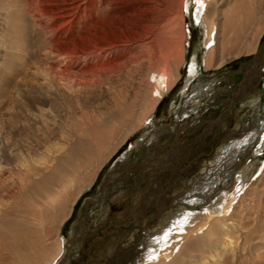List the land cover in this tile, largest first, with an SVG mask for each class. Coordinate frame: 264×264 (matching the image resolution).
I'll use <instances>...</instances> for the list:
<instances>
[{"label":"bare ground","instance_id":"1","mask_svg":"<svg viewBox=\"0 0 264 264\" xmlns=\"http://www.w3.org/2000/svg\"><path fill=\"white\" fill-rule=\"evenodd\" d=\"M162 2L0 0V78L4 71L13 69L18 57L22 59L25 29L37 28L35 39L41 41L43 52L34 57L48 60L41 68L36 63L28 68H37L44 74L38 87L41 99L47 96L44 89H51L46 82L49 79L58 78L71 87L104 85L123 69L129 71L144 60L151 64L141 84L151 104L140 115L133 105H125L127 94H116L114 91L118 89L107 83L109 93L115 94L116 112L106 119L87 120L71 131L60 130L56 135L42 138L36 133L34 137L14 139L8 129L11 125L8 117H0V264H61L65 248L60 230L77 200L93 185L102 167L154 117L166 94L182 79L187 35L183 26L185 13L194 25L203 28L205 69L217 70L228 60L251 56V65L240 82L228 88L225 93L228 97H216L217 102L227 109L242 99L246 98L249 104L264 95L263 90L262 94L247 96L254 83L259 82L260 88L263 84L264 0H175L172 17L180 14L182 37L179 45L170 47L165 54L159 51L156 30L157 7ZM223 30L227 33L223 34ZM232 43L239 46L230 48ZM157 61L160 66L156 68L158 71H153ZM185 69L187 79L180 90L185 98L189 97V106L184 114L187 120H195L198 113L189 115V110L212 104L214 96L209 92L215 85L200 82L191 93L189 89L198 73L197 59L187 63ZM239 108L225 110L213 123L221 125L227 117L235 116ZM31 119L41 121L46 129L44 133L54 125L46 109L31 114ZM255 121V127L264 131L262 119ZM251 138L248 134L237 135L236 142L227 147L229 154L222 160L229 161L235 152H241ZM239 145L240 150L236 149ZM169 153L171 156L163 158L164 163L174 160L178 149L172 148ZM126 160L127 157L121 158L119 163L125 165ZM134 171L133 165L126 174ZM238 178L242 182L240 195L235 192L220 196L214 204L201 209L183 208L169 226L144 234L128 264H264V165L247 187H243L242 173ZM122 186L118 185L117 192L122 193ZM202 186L194 193L179 194L176 200L195 196L198 198L190 204L198 205L197 200L206 195ZM166 192L164 186L157 190L159 210L166 202Z\"/></svg>","mask_w":264,"mask_h":264},{"label":"rangeland","instance_id":"2","mask_svg":"<svg viewBox=\"0 0 264 264\" xmlns=\"http://www.w3.org/2000/svg\"><path fill=\"white\" fill-rule=\"evenodd\" d=\"M162 1L157 7L159 22L156 30L159 51L165 54L170 47L179 45L182 23L179 24L180 14L173 15L178 22L172 17L175 0ZM184 19L183 26L186 27L187 35L184 65L181 69L182 79L168 95L166 94L151 122L148 121L145 127L129 138L102 167L93 185L77 200L71 216L60 230L65 248L60 257L61 264H124L133 257L137 243L144 239V234L169 226L172 218L183 208L201 209L214 204L220 196L235 192L240 195L242 182L238 178L239 174L242 173L245 188L257 178L259 169L264 165V131L261 132L255 127L256 118H261L264 123V95L249 104L246 98L242 99L227 109L216 100V97H228L225 94L228 88H234L240 82L251 65V56L242 55L228 60L217 70L205 69L203 28L194 25L188 13H185ZM37 32L35 27L25 29L22 59L18 57L13 63V69L4 71L0 78V117H8L11 123L8 129L14 139L34 137L36 133L41 138L56 135L60 130H74L83 122L95 117H111L116 112L113 97L115 94L109 93L107 83L118 89L114 91L116 94H127L125 105H133L137 115L149 109L150 96L145 97L144 87H141L145 72L151 65L147 60L131 67L129 71L123 69L118 74L119 77L113 76L104 85L71 87L69 83L58 78L49 79L46 82L51 89H44L47 99H41L38 87L43 82L44 74L37 71V68L47 64L48 59H43L42 56L38 59L36 55L34 57V54L43 52L41 41L35 39ZM226 33L223 30V34ZM232 44L230 48L239 46L237 43L233 46ZM194 58L198 61V73L189 91L194 92V87L200 82H213L214 84H211L215 85V89L209 93L214 96V100L210 105L206 101L202 102L201 104H206L198 110L190 109L188 114L198 113L197 119L187 120L184 109L189 106V97L185 98L180 88L187 79L186 64ZM157 62L152 68L153 71H158L156 68H159L160 64ZM34 63L37 68L29 70L28 67ZM254 85L247 96L262 94L264 76L262 88L259 82ZM146 100H149V103ZM261 100L263 101L260 104ZM235 106H240L235 116L227 117L221 125L213 123V120L219 118V114L225 113V110L229 112ZM43 109L48 111L49 120H52L50 123L54 122L48 133L43 132L46 129L40 120L36 122L31 119V114H39ZM241 134L252 135V141H246L241 152H232L230 155L234 156L229 161H223L224 155L229 154L227 147L236 142L237 135L242 136ZM244 139L243 137L242 140ZM172 148L178 149V156L174 154V160L164 163L163 158L165 160L171 156L169 152ZM237 148L239 149L240 145ZM126 157V164H120L121 158ZM133 165L135 171L127 175V170ZM203 176L206 178L204 177L202 182ZM118 185H123L122 193L117 192ZM160 186L167 188L165 196L168 199L163 203L161 210L156 205L157 190ZM201 186L206 195L197 200L198 205L190 204L198 198L195 196L176 200L179 194L194 193L195 189ZM122 196L125 198L114 200Z\"/></svg>","mask_w":264,"mask_h":264}]
</instances>
